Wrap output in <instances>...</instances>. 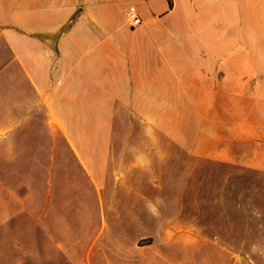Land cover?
Here are the masks:
<instances>
[{
    "label": "crops",
    "instance_id": "1",
    "mask_svg": "<svg viewBox=\"0 0 264 264\" xmlns=\"http://www.w3.org/2000/svg\"><path fill=\"white\" fill-rule=\"evenodd\" d=\"M0 264H264V0H0Z\"/></svg>",
    "mask_w": 264,
    "mask_h": 264
},
{
    "label": "rangeland",
    "instance_id": "2",
    "mask_svg": "<svg viewBox=\"0 0 264 264\" xmlns=\"http://www.w3.org/2000/svg\"><path fill=\"white\" fill-rule=\"evenodd\" d=\"M83 113L80 112V127H78V131H80V140L81 139H89L91 137V135L93 134V129L92 128H87L84 120H83ZM77 125V124H76ZM77 129L74 128L73 131L75 132ZM69 133L70 136L75 140V137L71 131V129H69ZM87 147V144H85ZM73 152L71 151V149H69V171L70 173L75 172L76 171H80L77 173V175H70L69 177V184L70 186H74L76 183L78 184V186L86 188L87 187H91L89 181L87 180V176L86 174L82 171V168L76 164V161L73 159Z\"/></svg>",
    "mask_w": 264,
    "mask_h": 264
},
{
    "label": "built area",
    "instance_id": "3",
    "mask_svg": "<svg viewBox=\"0 0 264 264\" xmlns=\"http://www.w3.org/2000/svg\"><path fill=\"white\" fill-rule=\"evenodd\" d=\"M125 18L127 23L131 26L138 25L141 22V18L133 4L128 5L125 9Z\"/></svg>",
    "mask_w": 264,
    "mask_h": 264
},
{
    "label": "clouds",
    "instance_id": "4",
    "mask_svg": "<svg viewBox=\"0 0 264 264\" xmlns=\"http://www.w3.org/2000/svg\"><path fill=\"white\" fill-rule=\"evenodd\" d=\"M145 207L148 213L151 215L153 213L154 205L151 202H147Z\"/></svg>",
    "mask_w": 264,
    "mask_h": 264
}]
</instances>
